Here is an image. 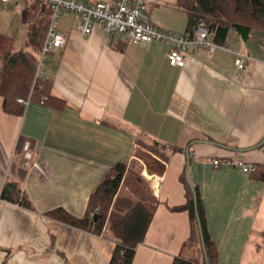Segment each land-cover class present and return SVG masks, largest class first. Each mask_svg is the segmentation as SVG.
Instances as JSON below:
<instances>
[{"label":"crops","instance_id":"obj_1","mask_svg":"<svg viewBox=\"0 0 264 264\" xmlns=\"http://www.w3.org/2000/svg\"><path fill=\"white\" fill-rule=\"evenodd\" d=\"M51 12L47 0H0V32L12 38L15 50L31 49V24H49ZM149 14L164 30H189L188 13L177 0H153ZM80 21L78 12L61 15L58 29L67 41L43 68L51 95L65 108L33 100L23 115L12 114L0 94V190L17 158L19 136L34 141L24 185L34 207L0 202V264H109L112 238L46 213L63 207L84 215L92 191L117 163L137 169L149 189L133 186L127 180L135 174L127 172L121 193L157 200L132 264H172L181 253L191 221L187 210L174 208L187 200L185 173L200 187L219 264H264V180L213 163L240 158L264 165V32L253 30L243 39L231 30L226 44H194L185 65L174 66L170 42H128L101 23L85 35ZM236 51L251 55L242 69ZM155 140L167 156L151 153L163 171L150 169L139 154L145 153L143 142ZM187 254L197 257L195 250Z\"/></svg>","mask_w":264,"mask_h":264},{"label":"trees","instance_id":"obj_2","mask_svg":"<svg viewBox=\"0 0 264 264\" xmlns=\"http://www.w3.org/2000/svg\"><path fill=\"white\" fill-rule=\"evenodd\" d=\"M84 1L95 3L98 0ZM177 6L187 11L190 31H194L204 22L214 42L219 45L226 44L231 30L236 31L243 39H248L253 30L264 32V0H177ZM48 27V22L42 19L31 24L28 38L31 49L15 50L12 38L0 32V94L4 97V109L9 113L24 114L27 106L18 98L42 102L44 95L48 96L44 103L58 109L65 108V101L51 95L49 78L36 80L40 55L38 53L42 50ZM28 140L34 149V141L28 137L20 135L17 140V158L11 162L9 174L0 190V198L2 201L33 209V203L24 187L29 169L23 166L24 146ZM143 145L146 148L145 153L139 154L149 162L150 169L163 171L165 165L151 154H160V157L166 159L167 156L161 151L163 144L155 140L152 143L143 142ZM172 149L185 150L183 147ZM136 170L128 168L125 163L115 164L92 191L84 215L77 216L63 207L48 211L46 215L87 232L112 238L116 246L109 264H132L136 248L145 238L157 204L155 197L145 200L119 191L127 172L135 174L128 182L131 181L133 186L137 184L140 190L141 187L145 189L142 180L138 181L143 176ZM252 175L264 180V165H257ZM183 181L187 200L174 210L189 212L191 232L172 264H219L218 251L208 228L200 187L188 180L187 173L183 176ZM188 250H195L197 257L188 255Z\"/></svg>","mask_w":264,"mask_h":264},{"label":"built area","instance_id":"obj_3","mask_svg":"<svg viewBox=\"0 0 264 264\" xmlns=\"http://www.w3.org/2000/svg\"><path fill=\"white\" fill-rule=\"evenodd\" d=\"M10 1V0H2ZM51 6V20L47 35L39 55L36 80L44 79L43 65L51 58L55 48L65 45L67 37L59 31V18L66 12H78L81 14L80 27L85 35L90 34L94 27L101 23L109 34H121L125 41L136 43H151L153 41H165L173 44L168 55L170 63L174 66H183L186 62V53L190 46L199 44L209 49L219 46L213 40L206 24L201 22L194 31L175 32L164 30L156 26L150 17L149 6L153 0H98L95 3H86L81 0H47ZM237 67L242 69L251 55L246 52L236 51ZM28 106L30 99L18 98ZM48 100V96L42 97V102ZM25 156L23 166L30 168L34 161V151L31 142L25 143ZM215 166L227 165L239 167L244 172L251 173L256 165L248 164L240 158L215 159ZM0 198V202H1Z\"/></svg>","mask_w":264,"mask_h":264},{"label":"rangeland","instance_id":"obj_4","mask_svg":"<svg viewBox=\"0 0 264 264\" xmlns=\"http://www.w3.org/2000/svg\"><path fill=\"white\" fill-rule=\"evenodd\" d=\"M18 33H21V31H17ZM22 32H24V31H22ZM43 67H45V64L43 65ZM158 150H160V148L158 149ZM136 168H139L138 166V163L136 162V164L134 165ZM144 185V188L145 189H148V186L146 185V184H143ZM149 190V189H148Z\"/></svg>","mask_w":264,"mask_h":264},{"label":"water","instance_id":"obj_5","mask_svg":"<svg viewBox=\"0 0 264 264\" xmlns=\"http://www.w3.org/2000/svg\"><path fill=\"white\" fill-rule=\"evenodd\" d=\"M188 180H189V178H188ZM198 219H199V214H198ZM199 221H200V219H199ZM200 229H201V233H202V237H203V231H202L201 223H200Z\"/></svg>","mask_w":264,"mask_h":264}]
</instances>
